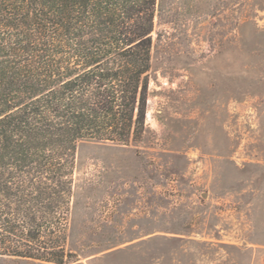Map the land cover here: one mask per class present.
Masks as SVG:
<instances>
[{"label": "rangeland", "instance_id": "1", "mask_svg": "<svg viewBox=\"0 0 264 264\" xmlns=\"http://www.w3.org/2000/svg\"><path fill=\"white\" fill-rule=\"evenodd\" d=\"M152 38L142 138L78 147L72 264H264V0H159Z\"/></svg>", "mask_w": 264, "mask_h": 264}, {"label": "trees", "instance_id": "2", "mask_svg": "<svg viewBox=\"0 0 264 264\" xmlns=\"http://www.w3.org/2000/svg\"><path fill=\"white\" fill-rule=\"evenodd\" d=\"M158 1L0 0V256L78 261V147L146 132Z\"/></svg>", "mask_w": 264, "mask_h": 264}]
</instances>
